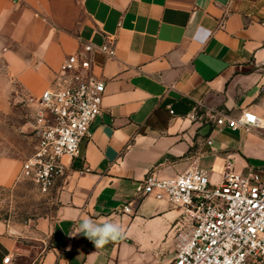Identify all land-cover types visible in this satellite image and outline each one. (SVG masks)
I'll return each mask as SVG.
<instances>
[{"label":"crops","instance_id":"0c3cea01","mask_svg":"<svg viewBox=\"0 0 264 264\" xmlns=\"http://www.w3.org/2000/svg\"><path fill=\"white\" fill-rule=\"evenodd\" d=\"M108 41L113 57L93 53L105 93L91 133L61 157L50 214L31 227L0 218V264H169L180 210L141 193L148 173L264 177V125L215 123L242 111L264 121V0H0V188L37 143L26 97L81 43ZM84 218L124 238L95 248L75 235Z\"/></svg>","mask_w":264,"mask_h":264},{"label":"built area","instance_id":"2783aa9c","mask_svg":"<svg viewBox=\"0 0 264 264\" xmlns=\"http://www.w3.org/2000/svg\"><path fill=\"white\" fill-rule=\"evenodd\" d=\"M95 51L107 58L115 55L110 41L99 46L83 42L64 58L53 83L24 100L39 107L33 125L37 143L17 179L32 181L41 194H48L62 173L61 157L79 153L101 112L105 84L92 71ZM215 123L233 130L264 125L250 111L235 117L220 115ZM140 189L180 210L169 264H264V177L238 175L227 168L213 182L209 171L193 166L171 177L148 173ZM3 262L12 264L11 257Z\"/></svg>","mask_w":264,"mask_h":264},{"label":"rangeland","instance_id":"374dc122","mask_svg":"<svg viewBox=\"0 0 264 264\" xmlns=\"http://www.w3.org/2000/svg\"><path fill=\"white\" fill-rule=\"evenodd\" d=\"M27 104V120L32 124H29L26 131L30 133L33 130L39 107L32 103ZM54 205L52 193L41 194L30 180L19 179L11 187L0 188V218L9 220L12 224H27L31 227L38 217L50 214ZM31 244H33L32 241Z\"/></svg>","mask_w":264,"mask_h":264},{"label":"clouds","instance_id":"9594fccd","mask_svg":"<svg viewBox=\"0 0 264 264\" xmlns=\"http://www.w3.org/2000/svg\"><path fill=\"white\" fill-rule=\"evenodd\" d=\"M77 234H83L94 244L95 248H103L109 243L122 240L125 232L120 224L105 223L98 225L91 218H84L75 235Z\"/></svg>","mask_w":264,"mask_h":264}]
</instances>
